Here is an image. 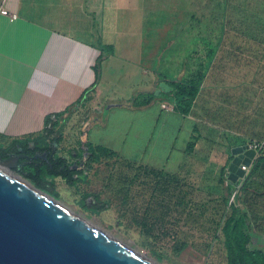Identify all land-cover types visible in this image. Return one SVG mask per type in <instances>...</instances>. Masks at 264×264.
<instances>
[{
    "label": "rangeland",
    "instance_id": "1",
    "mask_svg": "<svg viewBox=\"0 0 264 264\" xmlns=\"http://www.w3.org/2000/svg\"><path fill=\"white\" fill-rule=\"evenodd\" d=\"M204 2L199 0L195 15L188 21L198 42H170L188 22L171 23L170 17L176 12L167 10L166 43L159 44L160 54L165 56L157 63L160 71L175 72L162 64L171 53H176L174 62H179L182 70L186 69L184 64L191 65L190 73L180 72L183 79H190L195 68L211 66L193 110L203 139L173 174L175 179L160 181L143 165L112 157L94 163L86 181L76 187L57 178V196L43 190L158 264L227 263L221 227L234 201L229 182L220 180L221 169L233 146L264 140V0H207V8ZM191 11L183 13L190 16ZM219 45L212 63L209 50ZM147 49L149 44H143V50ZM169 97V105H176V96ZM102 102L97 93L72 109L62 126L63 142L56 145L59 155L74 161L70 150H80V139ZM125 155L139 163L147 161L138 147ZM174 163L167 169L174 171ZM84 194L97 195L109 203V208L99 214L85 211L80 204ZM88 201L93 202V198ZM248 232L255 245L264 250V230L252 226ZM184 243L187 245L181 249Z\"/></svg>",
    "mask_w": 264,
    "mask_h": 264
},
{
    "label": "crops",
    "instance_id": "2",
    "mask_svg": "<svg viewBox=\"0 0 264 264\" xmlns=\"http://www.w3.org/2000/svg\"><path fill=\"white\" fill-rule=\"evenodd\" d=\"M198 2L0 0V9L18 15L12 21L0 13V136L9 140L39 133L52 114L63 113L67 120L76 102L89 90L84 102L97 93L103 102L80 141L89 139L109 147L125 162L178 172L186 160V148L198 118L193 111L183 115L175 105H169L172 89L161 88L158 95L155 91L161 82L169 85V80L183 79L180 72L186 73L191 65L184 64L186 69L182 70L181 64L174 62L176 53H171L168 63L162 64L175 72L160 71L157 63L165 56L160 54L159 44L166 43L165 12H176L170 17L171 23L183 19L188 22ZM204 4L207 8V0ZM189 10L193 13L184 15ZM225 20H229L226 15ZM176 36L170 42L199 41L189 22ZM145 43L149 49L144 51ZM104 45H112L113 53L101 62L100 80L94 87L95 65ZM149 61L153 64L148 65ZM140 93H154L156 98L149 105L135 108L128 101ZM145 97L148 95L140 99ZM111 102L120 105L106 109ZM58 135L64 136L62 130ZM134 147L141 149L145 163L126 157ZM171 162H175L174 171L167 169Z\"/></svg>",
    "mask_w": 264,
    "mask_h": 264
},
{
    "label": "trees",
    "instance_id": "3",
    "mask_svg": "<svg viewBox=\"0 0 264 264\" xmlns=\"http://www.w3.org/2000/svg\"><path fill=\"white\" fill-rule=\"evenodd\" d=\"M219 46L212 47L208 55L211 62L216 59ZM113 53L112 45H104L102 53L95 65L96 79L94 87L99 83L101 75V62L108 54ZM211 66L197 69V72L190 79H173L168 83L172 87L170 94H174L178 100L174 109L183 114L189 115L194 110L197 98L199 97L208 70ZM89 90H85L76 105H82ZM168 93V94H169ZM148 95L143 99L140 97ZM156 98L154 93H140L129 100L133 107H142L152 103ZM75 105V106H76ZM103 114V121H106V113ZM66 120L63 113L47 116L45 126L39 133L26 135L24 137L5 140L0 136V158H8L11 155H25L18 161V166L14 172L29 180L33 185L42 190H46L54 196L58 195L55 188V180L61 178L70 186H77L80 182H85L87 174L94 163H98L102 158H119L116 151L101 144H95L89 139L80 141V150L71 149L70 155L74 161L58 154L57 144L62 142V135L58 136ZM203 139L198 124H195L193 136L186 148V154L191 155L196 151L197 143ZM47 154L46 158L35 157L36 154ZM229 156L221 169L220 180L229 182V190L233 193V201L230 205V213L224 220L221 232L224 238V247L227 255L226 264H264V250L255 245L251 234L248 232L252 226H259L264 230V148L260 149L250 169L248 176L241 186L229 178L228 166L233 159L231 150ZM130 163V162H127ZM145 169L160 181L166 177L175 179L176 176L151 166L143 165ZM177 173V172H176ZM257 173L255 179L252 175ZM163 188H165L163 186ZM93 198V202L88 199ZM82 208L92 214H99L109 208V203L101 200L95 194H84L80 200ZM184 243L181 247H186Z\"/></svg>",
    "mask_w": 264,
    "mask_h": 264
},
{
    "label": "water",
    "instance_id": "4",
    "mask_svg": "<svg viewBox=\"0 0 264 264\" xmlns=\"http://www.w3.org/2000/svg\"><path fill=\"white\" fill-rule=\"evenodd\" d=\"M161 88L172 89L165 82ZM120 105L111 102L106 109ZM229 178L245 175L257 155L248 144L232 149ZM25 155L0 158V264H158L71 211L11 170ZM35 157L46 158L47 154Z\"/></svg>",
    "mask_w": 264,
    "mask_h": 264
},
{
    "label": "built area",
    "instance_id": "5",
    "mask_svg": "<svg viewBox=\"0 0 264 264\" xmlns=\"http://www.w3.org/2000/svg\"><path fill=\"white\" fill-rule=\"evenodd\" d=\"M0 13L5 15V16H8L10 18V20H12V21L16 20L17 17H18L17 13L10 12L6 8H1L0 9ZM163 107L169 108V106H167L165 104H163ZM246 144H248L250 148H254L257 151V155H258L259 150L264 148V140H255L253 142H249V143H246ZM237 146H239V145H237ZM233 147H235V146H233ZM233 147L231 148V155L232 156H234L233 153H232ZM257 155L255 156V158L257 157ZM255 158L253 159V163H254ZM253 163L250 166L242 165L243 170H245V175L243 177H240L239 180L236 181L237 182V186H241L243 184L245 178L248 176V174L250 172L251 167L253 166Z\"/></svg>",
    "mask_w": 264,
    "mask_h": 264
},
{
    "label": "bare ground",
    "instance_id": "6",
    "mask_svg": "<svg viewBox=\"0 0 264 264\" xmlns=\"http://www.w3.org/2000/svg\"><path fill=\"white\" fill-rule=\"evenodd\" d=\"M3 168H4V164L2 162H0V169H3ZM140 255H142V254H140Z\"/></svg>",
    "mask_w": 264,
    "mask_h": 264
}]
</instances>
